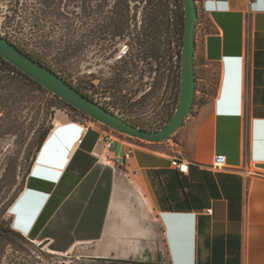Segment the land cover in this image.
I'll list each match as a JSON object with an SVG mask.
<instances>
[{
    "label": "crops",
    "instance_id": "0c3cea01",
    "mask_svg": "<svg viewBox=\"0 0 264 264\" xmlns=\"http://www.w3.org/2000/svg\"><path fill=\"white\" fill-rule=\"evenodd\" d=\"M196 4V99L184 125L162 143L118 137L106 149L101 128L83 135L60 116L11 207L12 230L60 255L264 264V0ZM217 155L225 169H212Z\"/></svg>",
    "mask_w": 264,
    "mask_h": 264
},
{
    "label": "rangeland",
    "instance_id": "374dc122",
    "mask_svg": "<svg viewBox=\"0 0 264 264\" xmlns=\"http://www.w3.org/2000/svg\"><path fill=\"white\" fill-rule=\"evenodd\" d=\"M15 1L0 0V33L4 32V15L15 9ZM134 1H84L79 10L81 20L74 23L80 36L77 54L69 57L64 50L67 44L62 47L51 39L48 63L66 67L69 72L61 75L109 111L133 125L155 131L173 116L179 105L181 46L179 35L163 26L162 16L153 14L151 6L145 8L144 3ZM67 11H73L72 6ZM120 21V36L114 38L113 25ZM157 23L163 28H156ZM44 24L70 25L56 18ZM103 29L107 30L106 38L102 37ZM92 30L97 31L96 37L100 39L94 37ZM59 49L65 55H60ZM46 97L49 100L32 96L14 110L10 103L8 113L0 99V264H114L94 259L81 248L55 254L51 249H42L43 243L10 233L11 207L25 188L43 133L53 130L64 114L74 121L81 118L68 108L52 104V97ZM95 127L106 128L97 124ZM116 136L134 145L146 143L119 133Z\"/></svg>",
    "mask_w": 264,
    "mask_h": 264
},
{
    "label": "trees",
    "instance_id": "16d2710c",
    "mask_svg": "<svg viewBox=\"0 0 264 264\" xmlns=\"http://www.w3.org/2000/svg\"><path fill=\"white\" fill-rule=\"evenodd\" d=\"M87 2V0H84ZM83 0H27L26 3L23 4L22 0L15 1V9L8 10L5 16L4 21V32L0 33V35L9 39L11 42L16 44L19 48H21L25 53H27L32 58L40 61L55 72L61 75V73H68L69 70L66 67H60L58 63L49 64L48 60H50V49L51 43L49 42L51 39L62 47H65L67 44V48L64 49L66 54L70 57L74 53L77 54L79 50V28L74 24L76 21L79 22L81 20L79 10L82 8ZM126 1V0H125ZM144 3L145 8L147 6H151V11L156 16H162L164 22L163 26L168 30H172L174 34L179 35V42L182 50L183 46V38L185 31V11L183 0H135L134 4ZM28 4V5H27ZM25 5V6H24ZM72 6L73 11H67V8ZM83 9V8H82ZM87 11V9H86ZM199 15V14H198ZM56 18L57 20L62 19L68 21L70 25L66 27L59 26L55 24L53 26H47L44 22H47L48 19ZM125 20H123L124 22ZM156 22V20H155ZM115 24V23H114ZM128 23H125V26ZM114 31L112 33V37H119L122 21L120 23L113 25ZM156 28L162 27L160 23L155 25ZM163 28V27H162ZM93 31L96 33L95 30ZM107 30L103 29V35ZM62 51V49H59ZM63 51L60 55H63ZM65 55V54H64ZM179 56L178 58H180ZM159 60V59H158ZM54 62V61H52ZM181 78V71H180ZM66 79V78H65ZM67 80V79H66ZM68 81V80H67ZM69 82V81H68ZM71 83V82H70ZM72 84V83H71ZM76 87L80 92L84 93L81 88L77 85L72 84ZM85 94V93H84ZM39 95L45 97L49 100L48 97H52L53 103L56 106H62L72 110L80 115V117H85L82 113L78 112L76 109L68 105L66 102L60 100L57 96L53 95L46 89H44L37 82L32 80L30 77L19 71L17 68L12 66L10 63L5 61L2 57H0V99L3 101L5 111L8 113V110L11 109L9 105L11 103L13 110L15 107L18 108L20 104L26 102V100H30L32 96ZM87 97L88 95L85 94ZM56 101V102H55ZM79 118V116H78ZM172 116L170 117V119ZM169 119V120H170ZM168 120V121H169ZM168 121L163 123L158 129L164 127ZM137 126V125H135ZM144 129L141 126H137ZM52 131V130H50ZM50 131H45L42 135L40 143L37 145V149H41L42 143L45 142L47 137L50 134ZM40 151V150H39ZM7 232L9 230L7 229ZM10 233L19 235L24 238L21 234L15 232L14 230ZM104 262H111L114 264H140L133 261L126 260H114V259H98Z\"/></svg>",
    "mask_w": 264,
    "mask_h": 264
},
{
    "label": "water",
    "instance_id": "95a60500",
    "mask_svg": "<svg viewBox=\"0 0 264 264\" xmlns=\"http://www.w3.org/2000/svg\"><path fill=\"white\" fill-rule=\"evenodd\" d=\"M183 4L185 31L181 50L179 105L168 123L157 131L137 127L107 110L80 92L62 75L32 58L2 35H0V57L94 122L130 138L153 144L162 143L174 136L184 125L185 120L191 115L196 99L195 51L198 6L196 0H183ZM256 167L264 170V164H258Z\"/></svg>",
    "mask_w": 264,
    "mask_h": 264
},
{
    "label": "built area",
    "instance_id": "2783aa9c",
    "mask_svg": "<svg viewBox=\"0 0 264 264\" xmlns=\"http://www.w3.org/2000/svg\"><path fill=\"white\" fill-rule=\"evenodd\" d=\"M198 14H200L199 8H198ZM77 120H76V122L81 126L83 135H86L89 130H91L95 127L96 124L103 126L97 122H94L93 120H91L87 116L81 117L80 119H77ZM116 135H117V133H115L113 130L108 129L107 127L102 129V140L105 144L106 149H111L113 147L112 141H114V140H116V138H118V136H116ZM133 147L134 146H132L129 149V151L123 157H119L116 159L118 161L119 165L125 166L130 161V159L133 156ZM226 165H227V159H226L225 155H217L215 157L211 167L214 170H221V169H225ZM172 167L174 169H176L180 174L187 175L189 173V163L184 161V160L172 161ZM257 171L260 172L262 175L264 173V170H262V169L257 168ZM212 213H213L212 209L206 210V214L208 216H211Z\"/></svg>",
    "mask_w": 264,
    "mask_h": 264
},
{
    "label": "flooded vegetation",
    "instance_id": "af4514ba",
    "mask_svg": "<svg viewBox=\"0 0 264 264\" xmlns=\"http://www.w3.org/2000/svg\"><path fill=\"white\" fill-rule=\"evenodd\" d=\"M96 33H97V31H96ZM96 33H94V37H96ZM106 35H103L102 37H104V38H106L105 37ZM98 37V36H97ZM96 37V38H97ZM99 38V37H98ZM117 38V37H116ZM100 39V38H99ZM100 41H103L104 43H108V40L107 39H102V40H100ZM159 59V58H158ZM128 77H129V80L131 79V77H132V74L130 73V74H128ZM130 81H132V80H130ZM83 92H84V90H83V88L81 89ZM85 93V92H84ZM86 94V93H85ZM89 97V96H88ZM90 98V97H89ZM93 100V99H92ZM101 105V104H100ZM105 108V107H104ZM108 110V109H107ZM44 248H46V246L44 245L43 246V248L42 249H44Z\"/></svg>",
    "mask_w": 264,
    "mask_h": 264
}]
</instances>
